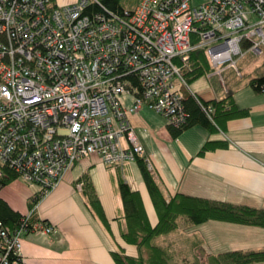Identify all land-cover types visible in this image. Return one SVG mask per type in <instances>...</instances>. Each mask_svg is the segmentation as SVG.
<instances>
[{
  "label": "built area",
  "instance_id": "2783aa9c",
  "mask_svg": "<svg viewBox=\"0 0 264 264\" xmlns=\"http://www.w3.org/2000/svg\"><path fill=\"white\" fill-rule=\"evenodd\" d=\"M94 2L0 0V174L11 169L41 194L93 154L148 165L128 116L145 105L168 125L184 122L191 51L204 49L219 75L264 51V0H139L122 12L89 9ZM25 232L0 221V264H24Z\"/></svg>",
  "mask_w": 264,
  "mask_h": 264
},
{
  "label": "crops",
  "instance_id": "0c3cea01",
  "mask_svg": "<svg viewBox=\"0 0 264 264\" xmlns=\"http://www.w3.org/2000/svg\"><path fill=\"white\" fill-rule=\"evenodd\" d=\"M260 56L253 63L242 62L245 73L239 78L225 68L222 75L218 74L220 83L213 80V73L208 75L209 85L196 91L186 86L187 91L204 100L220 99L231 93L237 106L247 110L246 115L228 120L223 130L209 132L195 125L173 137L167 122H160L149 107L144 105L137 113L129 114L148 158V168L166 200L182 193L264 209V91L254 90L248 82L258 68L262 74L264 57ZM209 139L224 140L227 145L198 154ZM84 175L93 183L108 227L89 207L83 185L80 189L76 186L83 183ZM120 180L139 191L149 221L155 224L157 215L136 160L120 166L105 165L95 154L82 158L46 194H41L39 185L33 187L17 178L3 186L0 197L13 210L30 218L34 216V227L46 222L58 229L52 235L37 229L23 234L24 264H115L110 251L121 249L136 256L137 248L125 244L121 237L124 222ZM36 196L38 200L31 204ZM157 242L171 243L179 259L205 261L209 255L227 250L264 249V227L216 220L191 225L182 222L174 232L157 238Z\"/></svg>",
  "mask_w": 264,
  "mask_h": 264
},
{
  "label": "trees",
  "instance_id": "16d2710c",
  "mask_svg": "<svg viewBox=\"0 0 264 264\" xmlns=\"http://www.w3.org/2000/svg\"><path fill=\"white\" fill-rule=\"evenodd\" d=\"M125 8L132 9L133 7H124L122 0H97L89 6V9L95 11L122 12ZM262 65V74H256L248 80L249 85L256 91H263L264 88V62ZM213 70L204 49L199 48L190 52L188 61L181 71L187 84L202 75H208ZM186 86L182 85L181 87L185 120L179 127L167 124L173 137H177L184 130L195 125H199L209 132L223 130L228 120L247 114L246 109L237 106L231 93L220 99L204 100L187 91ZM208 107L211 108L210 111H208ZM226 145L224 140L209 139L203 143L198 154ZM136 162L155 209L157 222L153 225L150 223L139 191L132 189L128 183L120 180L119 192L122 199V220L124 222L121 237L125 244L134 245L137 248V255H128L123 249L111 250L110 253L115 264H251L264 261V249L227 250L209 255L205 261L200 258L183 257L179 259L171 243H158L157 238L174 232L182 222L191 225L207 220H216L264 227V209L213 201L182 193L169 196L166 200L146 161L137 158ZM0 167L2 166L0 165ZM16 178L18 175L13 170L3 167L0 174V189ZM82 180V190L89 207L108 227L109 221L104 214L90 177L84 175ZM37 200L38 196L32 199L31 204ZM25 217L20 212L13 210L0 197V221L2 223L12 228L24 226L27 232L35 229L33 226L34 216L27 219Z\"/></svg>",
  "mask_w": 264,
  "mask_h": 264
},
{
  "label": "rangeland",
  "instance_id": "374dc122",
  "mask_svg": "<svg viewBox=\"0 0 264 264\" xmlns=\"http://www.w3.org/2000/svg\"><path fill=\"white\" fill-rule=\"evenodd\" d=\"M57 4H59V5H64V4H68V3H71V2H66V3H63L62 2V0H54ZM63 1H68V0H63ZM75 1H77V0H75ZM75 1H73V2H75ZM138 0H122V4H123V6L124 7H129V8H131V7H134V5H135V3L137 2ZM204 0H191V3L193 4V5H195V4H199V3H201V2H203ZM259 55L260 54H257V53H250V52H247L246 54H244L242 57H240L237 61H236V64H235V66H230V67H225V68H230L232 71H233V73H231V75H235L236 77H238L239 78V76H241L243 73H245V68H243V66H242V62L243 63H246V62H249V61H251L252 60V63L256 60V59H259ZM261 55L262 56H260V57H264V51H262V53H261ZM243 60V61H242ZM224 68V69H225ZM224 69L221 71V75H222V73H223V71H224ZM215 74L214 76V78H213V80L214 79H217V82L218 83H220V79H219V76H218V74L219 73H217V71H216V69H214L211 73H209L210 75L211 74ZM208 74V75H209ZM254 74H259V68L256 70V72L254 73ZM208 75H202V76H200V77H198V78H196V79H194V80H192V81H190V82H188L186 85H187V87H189V88H191V89H195V91H196V88H198V87H201V86H205V85H209V79H210V77L208 76ZM225 76V74H223V77ZM244 80L245 79H247V76H245V78H243ZM182 87V86H181ZM122 98H123V100H125V101H127L128 99H130V97L129 96H127V95H125V94H123L122 95ZM150 110H152V109H150ZM153 111V113H154V115H155V117L160 121V122H162V123H166L167 121H166V119H165V117H163V116H159V114L158 113H156L154 110H152ZM18 180H21V181H23V179L22 178H20V177H18L17 178ZM29 185L30 186H33V187H37V188H39V186L37 185V184H35V183H32V182H29ZM41 191V190H40ZM174 249V248H173Z\"/></svg>",
  "mask_w": 264,
  "mask_h": 264
}]
</instances>
